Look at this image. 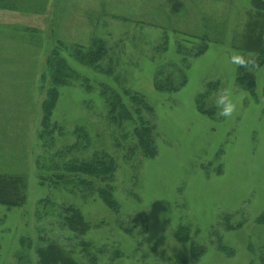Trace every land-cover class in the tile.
<instances>
[{
  "label": "rangeland",
  "instance_id": "374dc122",
  "mask_svg": "<svg viewBox=\"0 0 264 264\" xmlns=\"http://www.w3.org/2000/svg\"><path fill=\"white\" fill-rule=\"evenodd\" d=\"M172 7L183 18L165 19ZM43 9L0 11V175L26 179L24 205H0V264H38L37 251L53 242L72 246L83 264L78 239L102 251L97 264H264V58L244 70L250 88L238 80L242 55L232 50L250 0H45ZM202 16L213 17L208 32L222 40L183 62L175 48L181 40L169 30L201 34ZM97 41L105 54L93 64L75 58V49L95 53ZM59 45L71 76L55 87L51 136L43 139L42 104L53 88L46 59ZM172 65L184 85L157 90V71L170 73ZM105 88L128 107L125 94L142 99L152 145L134 137L139 121L107 119ZM221 90L237 103L231 118L215 104ZM78 128L88 147L76 149L75 159L98 151L113 160L106 182L117 211L75 182L50 183L59 151L82 142ZM66 205L88 225L83 235L64 226Z\"/></svg>",
  "mask_w": 264,
  "mask_h": 264
},
{
  "label": "trees",
  "instance_id": "16d2710c",
  "mask_svg": "<svg viewBox=\"0 0 264 264\" xmlns=\"http://www.w3.org/2000/svg\"><path fill=\"white\" fill-rule=\"evenodd\" d=\"M45 0H0V11L18 12L21 14H39L43 12ZM179 9L172 7L167 11L163 10V17L166 19V15H169L171 19L174 18V14L179 18L184 14V11H178ZM177 12H181L178 14ZM173 13V14H172ZM178 18H175L177 23ZM173 21V20H172ZM173 23V22H172ZM201 23L205 24V32L201 34H191L178 31V29H168L172 31L181 41L175 42V48L177 54L181 55V60L184 62L187 55L197 57L202 55L210 43H220L222 38L220 35H212L208 32V26L211 23H215L213 17L211 19L202 16ZM264 35V0H250V9L246 14L245 23L242 27L241 33L232 41V50L240 53L242 58L239 60L238 71L241 73L238 80L241 82L247 80V85L251 88L252 81L250 78L244 76V70L256 69L263 63L264 48L262 46V39ZM190 45V50L183 49V45ZM98 48L95 53L87 50L82 52L80 49H75L73 54L75 58L80 60L83 64H93V57L100 58L105 54L102 50V44L100 41L94 43V46ZM61 46L55 47L51 54L46 59V70L49 80L51 81L53 88L48 92L45 102L42 104L43 119L41 122V138L51 136L50 126L48 118L53 110L57 98V92L55 87L65 79L71 76L70 69L67 67L64 59L59 55ZM251 54V57L245 58L246 54ZM243 63H240V61ZM181 61V63H182ZM176 66L169 67L170 73H163L162 69L158 70L155 78V88L159 91H177L185 83V78L182 71L178 70ZM175 72V77L173 74ZM55 85V86H54ZM217 87V85L209 86V91ZM102 95L107 106V119L109 121H119V123H137L139 121V127H135L132 132L134 137L143 144L147 142L152 145V127L149 124L142 122L140 117V108L147 110L142 99L136 95L125 94L129 98V105L123 103L122 98L118 94L107 90L102 91ZM124 97V96H123ZM78 128L75 131L79 135L78 138L82 139V142L77 141L72 147H67L60 152V156H63L61 163H54V175L50 183H54V186L62 184L68 187V183H74L78 186L81 194L96 195L106 206L113 211H117V206L111 197V188L109 183L106 182L111 179L114 163L110 156L101 152H94L86 160L75 159L72 154L76 149L88 147V137L84 135ZM82 146V147H80ZM70 160H64L67 156ZM66 156V157H65ZM87 179H92L101 183L100 186L95 185ZM26 200V179L22 175H0V205L7 208L21 207ZM64 216V226L71 232L77 235H83L87 230L88 225L84 222L79 210L73 206L66 205L61 208ZM135 227V225H132ZM130 225L126 231H130ZM76 247L79 249L78 253L83 256L85 260L83 264H97V253L102 251H94V247L88 244L86 241L78 239ZM72 246L65 249L58 243H49L45 248L37 251L38 264H82L75 261L72 258V254L75 253Z\"/></svg>",
  "mask_w": 264,
  "mask_h": 264
},
{
  "label": "clouds",
  "instance_id": "9594fccd",
  "mask_svg": "<svg viewBox=\"0 0 264 264\" xmlns=\"http://www.w3.org/2000/svg\"><path fill=\"white\" fill-rule=\"evenodd\" d=\"M240 63H243V61L241 60ZM215 104L220 109V115L225 118H231L237 109V103L234 102L231 95L225 90H221L217 93Z\"/></svg>",
  "mask_w": 264,
  "mask_h": 264
},
{
  "label": "crops",
  "instance_id": "0c3cea01",
  "mask_svg": "<svg viewBox=\"0 0 264 264\" xmlns=\"http://www.w3.org/2000/svg\"><path fill=\"white\" fill-rule=\"evenodd\" d=\"M6 12H9V11H6Z\"/></svg>",
  "mask_w": 264,
  "mask_h": 264
}]
</instances>
